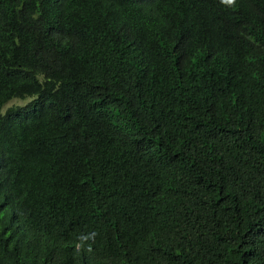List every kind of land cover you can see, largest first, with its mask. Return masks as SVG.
Segmentation results:
<instances>
[{"label": "trees", "instance_id": "obj_1", "mask_svg": "<svg viewBox=\"0 0 264 264\" xmlns=\"http://www.w3.org/2000/svg\"><path fill=\"white\" fill-rule=\"evenodd\" d=\"M0 264H264V0H0Z\"/></svg>", "mask_w": 264, "mask_h": 264}, {"label": "clouds", "instance_id": "obj_2", "mask_svg": "<svg viewBox=\"0 0 264 264\" xmlns=\"http://www.w3.org/2000/svg\"><path fill=\"white\" fill-rule=\"evenodd\" d=\"M222 2L227 3L228 5H233L235 3V0H222Z\"/></svg>", "mask_w": 264, "mask_h": 264}]
</instances>
